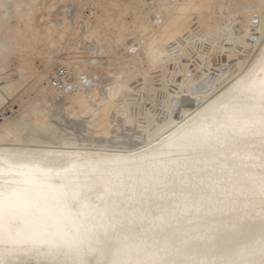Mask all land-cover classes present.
I'll use <instances>...</instances> for the list:
<instances>
[{"label":"bare ground","instance_id":"bare-ground-1","mask_svg":"<svg viewBox=\"0 0 264 264\" xmlns=\"http://www.w3.org/2000/svg\"><path fill=\"white\" fill-rule=\"evenodd\" d=\"M210 5L211 0H157L150 17L133 0H29L28 18L19 25L11 24L0 8V104L27 85L35 91L32 98H21V111L0 122L13 117L0 125V183L26 186L22 182L33 175L48 174L52 185L37 208L11 225L17 243H0L4 264H47L50 257L40 255L27 239L56 224H66L85 250L95 248L98 256L104 250V259L140 248L186 261L237 260L259 248L264 239V137L240 129L252 115L245 107L248 98L264 81V53L220 97L211 95L239 72L241 59L234 60L236 69L227 70L224 79L214 77L218 71L204 72L194 83L187 79L180 92H168L169 124L149 132L137 122L135 131L145 133L142 145L117 141L132 129L128 97L137 87L131 82L141 76L145 85L158 67L171 64L196 29L209 27L210 34L216 23ZM250 21L249 31L255 26ZM242 23L244 18L234 17L223 29L232 34ZM254 35L249 33L248 40ZM66 45L72 51H61ZM79 99L85 104L78 108ZM65 126L87 134L92 150L62 146ZM205 140L213 147H198ZM31 142L61 146L23 144ZM73 186L87 196V209L71 199ZM258 226L261 233L253 232V240L235 242ZM56 259L64 260V253Z\"/></svg>","mask_w":264,"mask_h":264},{"label":"rangeland","instance_id":"rangeland-1","mask_svg":"<svg viewBox=\"0 0 264 264\" xmlns=\"http://www.w3.org/2000/svg\"><path fill=\"white\" fill-rule=\"evenodd\" d=\"M28 1L29 0H0V8L6 14L11 24L19 25V23L23 24L28 18ZM133 2H134V5H138L142 7V9H144L147 12V14L150 15V17L153 16L152 13L155 11L157 7V0H133ZM6 4L10 5L11 7H5ZM72 8L73 10H75L74 6H71V9ZM208 12L210 13V16L213 17V21L216 20L215 21L216 23L214 22L216 25L212 24V31L210 34L208 31L209 27L208 28L203 27L201 29L200 28L196 29L195 33H193L186 39L185 50L182 51L183 53L180 52L177 59L172 60L171 64H168L166 67H158L156 71H154L149 77L148 82L145 84L146 86L144 85L143 81H142L143 83L141 82L142 80L141 76L134 78V80L131 82V85L133 88H136V87L138 88V89L137 88L134 89L133 91H130L129 96H131L132 98L128 97L130 99L129 103L131 102L130 109L128 112L129 114L131 113L130 121L132 122V129L129 128L130 131L128 129V133H123L121 137L120 136L117 137V141H119L120 143L123 142L124 145H128V146L134 145L135 143L142 145V143L145 142L144 140L145 133H143L142 131L143 128L141 130H136L137 132L141 131V133L139 132L137 134L133 133V131L137 129L135 126L138 123L142 124L141 126L143 127L148 126L147 128L149 132L155 131L156 129H162L167 124H169L170 117H171L169 114H170L172 104L170 100L166 101V99H169L170 91L180 92L181 88L183 87L184 81H186L187 79L188 81H191L192 83H194L197 79L202 77V74L204 72H207V73L214 72V74H216L215 73L216 71H218V74L214 75V77L216 78V76L218 75V77L222 76V78L224 79L229 73L226 71L227 70L233 71L234 69H236L235 65L237 63V60L238 58L241 59L243 64L240 67L239 72H237L234 75V77L230 79L229 81H227L225 84L223 83V85L211 95V97H220L237 80L245 76V74L249 72L252 69V67L257 63V61L262 57L264 53V0H211L210 9ZM245 15L247 18L245 17ZM234 17L244 18V23L240 25V28L235 29L237 30L235 31V33L232 32L231 34L230 31L224 30L223 27L225 26L226 21L231 23V18H234ZM250 17H251L250 22L253 24L255 23V26H253L254 29H252L251 31L248 30V20ZM130 20H131V16L126 19V21H130ZM217 24H219V27L217 26ZM240 31L241 33H239ZM127 32L130 34L129 31ZM253 32H255V34L257 33V35H254L255 38L259 35H261V37L260 38L257 37L256 39L254 38L255 40L252 39L253 41L252 42L251 40H248L249 38L248 34L253 33ZM136 33L137 31L133 32L132 36H136ZM232 37L234 41L232 40ZM248 41L252 45L250 44L251 47L247 49L246 43ZM120 44H121V41H119L117 47H119ZM109 48L113 49L112 46H110ZM203 49L204 51H202ZM67 50L72 51L70 47H68V45L64 46V48H62L61 51H67ZM230 56H232V58L228 59V57ZM235 57L236 59H234ZM212 58L214 59L212 60ZM234 60H236V63L234 62ZM37 64H38L37 66L38 70H40V68L42 70L43 64H40V62H36V65ZM9 65L13 67V65L15 64L14 62L11 61ZM198 71L200 72L198 73ZM173 83L175 85H172ZM25 87L24 88L22 87L20 90L15 92L14 95L10 97V99H7L5 102L1 103L2 105L0 104V113L2 111H7V110L19 112L24 108V105L22 106L23 104L22 101H20L21 98L24 96L23 98L26 99L28 94L30 98H32V96L35 95V91L32 89H29V85ZM22 91H24V93H22ZM135 91L137 92V94ZM206 102L207 100L201 103L200 107L198 108L200 111L204 109ZM84 104L85 102L81 99H79L76 102V105L78 108ZM179 112H180V108L176 109L174 112V116L175 115L178 116ZM12 118L13 117L4 121L3 123H0V125L6 122H9ZM187 118H189V116ZM97 120L101 122L99 118H97ZM132 120L135 122H133ZM180 123L177 125L179 126ZM99 125L102 127V123H99ZM65 130L66 131H64L63 135H65L64 137L66 139L65 140L66 143L62 145L65 148H76L77 150H92V148L94 147L93 145L91 144L89 145L86 143L87 134H85L83 131H80L79 129L77 130L76 128L68 127V126H65ZM56 136L57 135L49 137V138L52 140V139H55ZM141 139L144 142L141 141ZM31 143L33 145H31ZM31 143H23V144L24 145L26 144V146H30L33 148L36 147L38 149H44L46 147L48 148L49 146H53V145L54 146L58 145L57 147L61 146V144L54 143V142H34V143L31 142ZM106 148L108 151H110V149L114 150L112 147L111 148L106 147ZM117 148H121V146ZM129 148H132V147H129ZM260 229H261L260 226L255 227L254 229L250 230L247 234H245L244 236H242L235 242H238L237 244L248 242L253 232L255 235L257 234L259 235L261 233V231H259ZM250 240H253V239H250ZM200 247L201 246H193L192 249L196 250ZM105 255H106V252L104 250H101V253L99 254V256L104 259Z\"/></svg>","mask_w":264,"mask_h":264},{"label":"snow or ice","instance_id":"snow-or-ice-1","mask_svg":"<svg viewBox=\"0 0 264 264\" xmlns=\"http://www.w3.org/2000/svg\"><path fill=\"white\" fill-rule=\"evenodd\" d=\"M5 7L11 6L6 4ZM245 107L252 115L243 121L240 131L254 130L255 134L264 137V81L259 84L256 94L248 98ZM204 144L213 147L208 140L203 141L198 147H203ZM3 175V172H0V176ZM45 176L33 175L22 182V185L26 186L20 187L0 183V243H17L13 237L11 225L22 215L30 214L34 208L39 206L40 197L44 195L46 189L52 187L51 178L45 179ZM62 194L69 195L68 191H63ZM70 194L71 199L79 203L82 208L89 207L87 196L79 186H73ZM27 243L35 247L40 255L50 257L47 264H264V239L261 240L258 249L254 248L240 254L237 260L219 261L170 259L167 254L148 253L140 248H129L122 255H117L112 259H103L96 255L95 248L89 247L85 250L66 224H56L51 230L44 229L33 237H29ZM44 248H47L46 252L43 251ZM61 252L64 253L65 259L58 261L56 255ZM0 264H4V261L0 260Z\"/></svg>","mask_w":264,"mask_h":264},{"label":"built area","instance_id":"built-area-1","mask_svg":"<svg viewBox=\"0 0 264 264\" xmlns=\"http://www.w3.org/2000/svg\"><path fill=\"white\" fill-rule=\"evenodd\" d=\"M54 80H55V77H54ZM54 84H57V82L54 81ZM12 114H13V111H11V110H7V111H4V112H1L0 113V122L3 121L5 118L10 117Z\"/></svg>","mask_w":264,"mask_h":264}]
</instances>
